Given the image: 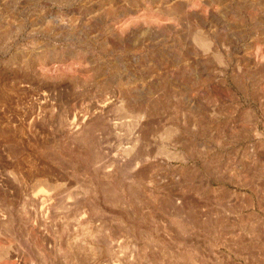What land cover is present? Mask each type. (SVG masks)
<instances>
[{"label":"rangeland","instance_id":"rangeland-1","mask_svg":"<svg viewBox=\"0 0 264 264\" xmlns=\"http://www.w3.org/2000/svg\"><path fill=\"white\" fill-rule=\"evenodd\" d=\"M0 264H264V0H0Z\"/></svg>","mask_w":264,"mask_h":264},{"label":"bare ground","instance_id":"bare-ground-1","mask_svg":"<svg viewBox=\"0 0 264 264\" xmlns=\"http://www.w3.org/2000/svg\"><path fill=\"white\" fill-rule=\"evenodd\" d=\"M204 22H205V19L203 18L202 19ZM158 29L161 30V31H166V27L165 26H162V25H158ZM202 38V35L199 34V36L197 37L198 41L201 42ZM248 65H251V70L254 72L256 71V69L260 68L261 64L260 62L258 61V56H254V55H250L249 58H248ZM253 67V68H252ZM253 74V73H252ZM255 74V73H254ZM133 99L132 98H128L127 100V104L129 106H133ZM141 136L143 137V139L145 138V132H142Z\"/></svg>","mask_w":264,"mask_h":264}]
</instances>
